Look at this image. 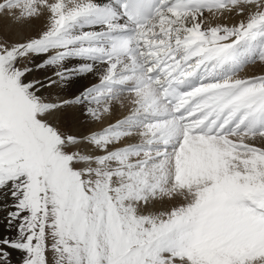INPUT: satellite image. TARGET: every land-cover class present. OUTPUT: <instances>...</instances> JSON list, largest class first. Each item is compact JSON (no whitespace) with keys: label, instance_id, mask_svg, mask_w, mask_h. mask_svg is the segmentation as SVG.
Segmentation results:
<instances>
[{"label":"snow or ice","instance_id":"1","mask_svg":"<svg viewBox=\"0 0 264 264\" xmlns=\"http://www.w3.org/2000/svg\"><path fill=\"white\" fill-rule=\"evenodd\" d=\"M257 62L264 0H0V264H264Z\"/></svg>","mask_w":264,"mask_h":264},{"label":"bare ground","instance_id":"2","mask_svg":"<svg viewBox=\"0 0 264 264\" xmlns=\"http://www.w3.org/2000/svg\"><path fill=\"white\" fill-rule=\"evenodd\" d=\"M254 67L257 68L258 72H261L262 70H264V64H261L259 62ZM52 72H53V69H51V68L36 70V71H34L32 73V75L30 76V79H38V80L44 81L47 76H50L52 74ZM246 74L253 75V74H256V73H253L251 70L250 71L249 70H246ZM257 74H259V73H257ZM91 80L94 81L95 78L93 77V78H91ZM88 82L89 81H84L83 83L87 84ZM77 86H79V85H77ZM72 91H73L72 89H67V90H65L63 92L55 93V95H62V96H65V97L70 98L71 97V94H72ZM44 95L47 96L48 93L45 92ZM69 120H70L69 123H72L73 122L71 115H69ZM85 121H84V117H82V116L79 117V120L77 122H75V124H74L76 130L80 131V129H81V132H82V128L83 127H81L80 124H83V122H85Z\"/></svg>","mask_w":264,"mask_h":264},{"label":"rangeland","instance_id":"3","mask_svg":"<svg viewBox=\"0 0 264 264\" xmlns=\"http://www.w3.org/2000/svg\"><path fill=\"white\" fill-rule=\"evenodd\" d=\"M255 65H251V67L249 66L246 70H249V71L251 70L253 73H256V74L259 73L260 74L261 72H258L257 68L254 67ZM126 113H127V109L118 110L111 117H109L107 120H105L104 121V124L110 123V122L114 121L115 119L120 118L121 117V114L123 115V114H126ZM85 120H86V118L84 117V121ZM69 122H70V120H69ZM80 126L83 127L82 128V132H86L90 127H95V128H101V127H103L102 124H95V125L90 124L87 120L85 122H83V124H80ZM80 131H81V129H80Z\"/></svg>","mask_w":264,"mask_h":264}]
</instances>
